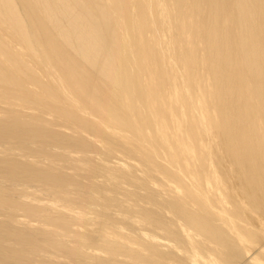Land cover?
Instances as JSON below:
<instances>
[{"label": "bare ground", "instance_id": "bare-ground-1", "mask_svg": "<svg viewBox=\"0 0 264 264\" xmlns=\"http://www.w3.org/2000/svg\"><path fill=\"white\" fill-rule=\"evenodd\" d=\"M0 264H264V0H0Z\"/></svg>", "mask_w": 264, "mask_h": 264}]
</instances>
